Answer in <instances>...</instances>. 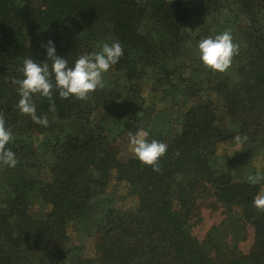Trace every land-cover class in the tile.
I'll list each match as a JSON object with an SVG mask.
<instances>
[{
    "label": "trees",
    "instance_id": "obj_1",
    "mask_svg": "<svg viewBox=\"0 0 264 264\" xmlns=\"http://www.w3.org/2000/svg\"><path fill=\"white\" fill-rule=\"evenodd\" d=\"M224 31L239 49L220 72L196 45ZM49 40L69 65L105 42L123 55L85 99L33 94L45 126L14 79L26 58L51 67ZM0 117L17 159L0 163V264H264V180L248 182L264 172V0H0ZM138 129L167 144L159 171L134 157ZM204 209L224 215L199 238Z\"/></svg>",
    "mask_w": 264,
    "mask_h": 264
},
{
    "label": "clouds",
    "instance_id": "obj_2",
    "mask_svg": "<svg viewBox=\"0 0 264 264\" xmlns=\"http://www.w3.org/2000/svg\"><path fill=\"white\" fill-rule=\"evenodd\" d=\"M43 47L46 48L47 59L51 60V67L47 62L38 63L32 58H26L22 67L23 78L14 79V83L19 86L20 111L30 114L35 122L45 126L48 123L47 117L41 118L36 115V107L32 103L33 94L39 93L41 96L51 98L55 88L62 98L74 95L78 99H85L97 88L105 86L104 74L123 55V47L119 41L105 42L99 45L98 51L83 54L69 65L64 56L57 55L54 40H49ZM196 49L197 56L205 67L225 72L231 66L239 46L234 43L231 33L224 31L201 38ZM149 135L147 130L138 129L129 137L130 148L136 159L159 171V158L166 154L168 146L157 139L150 140ZM244 139L246 137L242 138L240 135L233 138L237 143L243 142ZM11 140L12 132L0 117V163L15 167L17 164L15 153L5 147ZM262 180L264 172L257 171L254 175L248 176V182L252 184H258ZM253 203L258 209L264 210V193L257 194Z\"/></svg>",
    "mask_w": 264,
    "mask_h": 264
},
{
    "label": "rangeland",
    "instance_id": "obj_3",
    "mask_svg": "<svg viewBox=\"0 0 264 264\" xmlns=\"http://www.w3.org/2000/svg\"><path fill=\"white\" fill-rule=\"evenodd\" d=\"M225 98V96H223V99ZM224 115V114H223ZM111 147H113L114 151L116 149V147H114L113 145H115L114 143H111ZM116 146V145H115ZM223 148H221L222 150ZM123 150L125 152V154H127V146L123 147ZM131 194L133 195V191L131 192ZM123 207H125L126 210L128 209H132L133 211L137 210V206H138V203L133 199L132 196H130L129 198H127L124 202H123ZM224 215L222 210L220 212H216V213H212L210 210H207V209H204V212H203V221L200 225H198L197 227L194 228V234L197 235L199 238H202L207 230L209 229V227L219 221L221 219V216ZM96 238L93 237L91 239V241L89 242V244L87 245V247L85 248V251H86V256L87 258H89V260H94L96 259L97 257V251H96ZM252 242H253V230L250 229V232H249V236H248V239L247 241H244L243 243H241V248H242V251L246 254L248 253L251 245H252Z\"/></svg>",
    "mask_w": 264,
    "mask_h": 264
}]
</instances>
